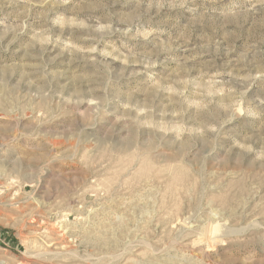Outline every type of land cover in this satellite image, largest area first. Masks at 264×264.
Instances as JSON below:
<instances>
[{
    "label": "rangeland",
    "instance_id": "rangeland-1",
    "mask_svg": "<svg viewBox=\"0 0 264 264\" xmlns=\"http://www.w3.org/2000/svg\"><path fill=\"white\" fill-rule=\"evenodd\" d=\"M0 264H264V0H0Z\"/></svg>",
    "mask_w": 264,
    "mask_h": 264
}]
</instances>
